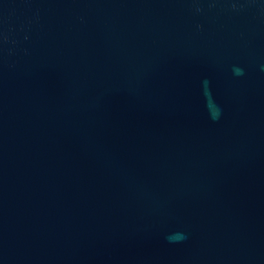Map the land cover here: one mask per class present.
Wrapping results in <instances>:
<instances>
[{"label":"water","instance_id":"1","mask_svg":"<svg viewBox=\"0 0 264 264\" xmlns=\"http://www.w3.org/2000/svg\"><path fill=\"white\" fill-rule=\"evenodd\" d=\"M0 264H264V0H0Z\"/></svg>","mask_w":264,"mask_h":264},{"label":"clouds","instance_id":"2","mask_svg":"<svg viewBox=\"0 0 264 264\" xmlns=\"http://www.w3.org/2000/svg\"><path fill=\"white\" fill-rule=\"evenodd\" d=\"M241 72H242V70H237L238 74H241ZM168 239H169V242H176V238L175 237L170 236V237H168Z\"/></svg>","mask_w":264,"mask_h":264}]
</instances>
